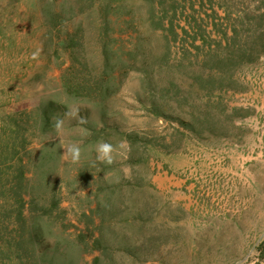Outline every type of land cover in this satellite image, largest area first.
<instances>
[{"label":"rangeland","instance_id":"374dc122","mask_svg":"<svg viewBox=\"0 0 264 264\" xmlns=\"http://www.w3.org/2000/svg\"><path fill=\"white\" fill-rule=\"evenodd\" d=\"M0 264H264V0H0Z\"/></svg>","mask_w":264,"mask_h":264},{"label":"clouds","instance_id":"9594fccd","mask_svg":"<svg viewBox=\"0 0 264 264\" xmlns=\"http://www.w3.org/2000/svg\"><path fill=\"white\" fill-rule=\"evenodd\" d=\"M69 151L72 153L73 155V159H78L79 155H80V149L78 146L73 145L72 147L69 148ZM99 155H98V159L102 162V163H106V164H112L114 161V152L115 149L113 147V145L109 144V143H101V145L99 146Z\"/></svg>","mask_w":264,"mask_h":264}]
</instances>
